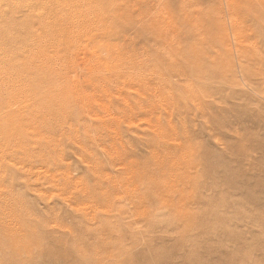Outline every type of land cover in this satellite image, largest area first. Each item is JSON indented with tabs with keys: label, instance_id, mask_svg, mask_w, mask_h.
Returning <instances> with one entry per match:
<instances>
[{
	"label": "rangeland",
	"instance_id": "rangeland-1",
	"mask_svg": "<svg viewBox=\"0 0 264 264\" xmlns=\"http://www.w3.org/2000/svg\"><path fill=\"white\" fill-rule=\"evenodd\" d=\"M78 263L264 264V0H0V264Z\"/></svg>",
	"mask_w": 264,
	"mask_h": 264
},
{
	"label": "bare ground",
	"instance_id": "bare-ground-1",
	"mask_svg": "<svg viewBox=\"0 0 264 264\" xmlns=\"http://www.w3.org/2000/svg\"><path fill=\"white\" fill-rule=\"evenodd\" d=\"M149 161H150V160H149ZM145 164H147V161H145ZM156 171H157V170H156ZM191 214H192V213H191ZM190 216H191V215H190ZM190 216H189V217H190ZM192 216H193V215H192ZM192 216H191V217H192ZM183 221H184V220H183ZM194 221H196V220H194ZM33 230H35V229H33ZM36 230H37V229H36ZM39 230H40V229H39ZM71 230H72V229H71ZM40 231H41V230H40ZM75 231H77V230H75ZM36 232H37V231H36ZM36 232H35V233H36ZM33 233H34V232H33ZM38 233H39V232H38ZM77 234H78V233H77ZM70 236H71V235H70ZM72 236H73V233H72ZM77 236H78V235H77ZM77 236H76V237H77ZM65 237H66V236H65ZM65 237L63 238V236H62V239L65 240ZM78 237H79V236H78ZM230 237H231V236H230ZM57 238H58V237H57ZM35 239H37V238H35ZM232 241H233V240H232ZM240 242H241V241H240ZM232 243H233V242H232ZM84 244H85V243H84ZM227 244H228V243H227ZM241 244H242V243H241ZM66 245H68V243H67ZM81 246H83V244H82ZM85 247H87V246L85 245ZM202 248H203V245H202ZM86 249H87V248H86ZM236 249H237V248H236ZM66 250H67V249H66ZM75 250H76V249H75ZM176 250H177V249H176ZM178 250H179V249H178ZM81 251H82V250H81ZM83 251H84V250H83ZM85 251H86V250H85ZM192 251H193V250H192ZM68 252H69V251H68ZM136 253H137V252H136ZM193 253H194V252H193ZM70 256L73 257V255H71V252H70ZM233 257H235V256H233ZM226 261H227V260H226ZM78 264H79V263H78Z\"/></svg>",
	"mask_w": 264,
	"mask_h": 264
}]
</instances>
